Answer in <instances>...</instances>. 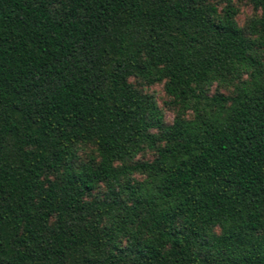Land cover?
<instances>
[{
    "label": "trees",
    "instance_id": "trees-1",
    "mask_svg": "<svg viewBox=\"0 0 264 264\" xmlns=\"http://www.w3.org/2000/svg\"><path fill=\"white\" fill-rule=\"evenodd\" d=\"M249 1L0 0V264H264Z\"/></svg>",
    "mask_w": 264,
    "mask_h": 264
},
{
    "label": "rangeland",
    "instance_id": "rangeland-1",
    "mask_svg": "<svg viewBox=\"0 0 264 264\" xmlns=\"http://www.w3.org/2000/svg\"><path fill=\"white\" fill-rule=\"evenodd\" d=\"M210 2L217 4L218 8L221 9L224 5L222 2H216V0H210ZM233 4L237 9L236 14V21L239 26L246 28V26L249 24V22L252 20V18L259 16L260 10L254 8L253 4L249 0H233ZM130 81L135 84L136 87L140 88L144 92H147L153 96L159 107L162 109L164 113V120L166 123H171L173 121L176 107H173V105L170 104V98L165 93L163 89V83H155L152 85L143 84L140 81L131 78ZM216 91H219L221 93H227L229 92V89L224 88L223 86H217L213 85L210 88V93H214ZM188 116L190 114L188 113ZM92 153V148L87 146L81 151V157L82 159L88 158V154ZM153 157V153L150 151H143L139 153L137 156V159H151ZM138 179H140V176H136ZM103 189V186L95 191L93 195H100L101 191Z\"/></svg>",
    "mask_w": 264,
    "mask_h": 264
}]
</instances>
